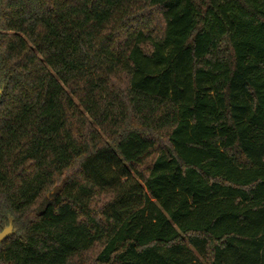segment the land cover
<instances>
[{
    "label": "trees",
    "instance_id": "1",
    "mask_svg": "<svg viewBox=\"0 0 264 264\" xmlns=\"http://www.w3.org/2000/svg\"><path fill=\"white\" fill-rule=\"evenodd\" d=\"M0 88V264H264V0H0Z\"/></svg>",
    "mask_w": 264,
    "mask_h": 264
},
{
    "label": "water",
    "instance_id": "2",
    "mask_svg": "<svg viewBox=\"0 0 264 264\" xmlns=\"http://www.w3.org/2000/svg\"><path fill=\"white\" fill-rule=\"evenodd\" d=\"M2 94L1 88H0V96ZM11 228L8 227L4 231L0 232V243H2L5 239H7L11 235Z\"/></svg>",
    "mask_w": 264,
    "mask_h": 264
},
{
    "label": "rangeland",
    "instance_id": "3",
    "mask_svg": "<svg viewBox=\"0 0 264 264\" xmlns=\"http://www.w3.org/2000/svg\"><path fill=\"white\" fill-rule=\"evenodd\" d=\"M84 114V113H83Z\"/></svg>",
    "mask_w": 264,
    "mask_h": 264
}]
</instances>
